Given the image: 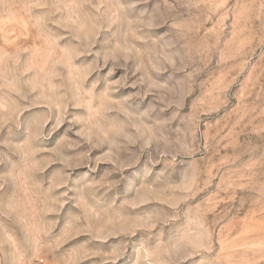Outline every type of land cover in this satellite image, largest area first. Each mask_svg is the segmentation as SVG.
Returning <instances> with one entry per match:
<instances>
[{
  "label": "rangeland",
  "instance_id": "374dc122",
  "mask_svg": "<svg viewBox=\"0 0 264 264\" xmlns=\"http://www.w3.org/2000/svg\"><path fill=\"white\" fill-rule=\"evenodd\" d=\"M0 264H264V0H0Z\"/></svg>",
  "mask_w": 264,
  "mask_h": 264
}]
</instances>
